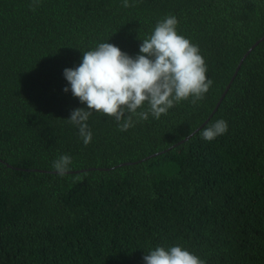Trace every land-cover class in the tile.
<instances>
[{"label": "trees", "instance_id": "16d2710c", "mask_svg": "<svg viewBox=\"0 0 264 264\" xmlns=\"http://www.w3.org/2000/svg\"><path fill=\"white\" fill-rule=\"evenodd\" d=\"M128 2L0 0V264H145L176 245L264 264V0ZM169 15L206 62L204 99L127 131L93 112L85 146L64 70L105 42L135 58ZM221 119L227 133L202 139Z\"/></svg>", "mask_w": 264, "mask_h": 264}, {"label": "clouds", "instance_id": "9594fccd", "mask_svg": "<svg viewBox=\"0 0 264 264\" xmlns=\"http://www.w3.org/2000/svg\"><path fill=\"white\" fill-rule=\"evenodd\" d=\"M122 6L133 5L123 0ZM177 25L173 15L157 22L151 35L142 40L140 54L135 58L105 42L84 52L78 67L64 70L72 95L87 106L86 110L74 109L67 119L78 127L85 146L92 141L87 121L93 112L114 118L119 130L127 131L134 126L133 117L137 122L148 120L150 114L159 119L182 101L191 100L196 105L204 99L213 81L206 76V62L198 46L178 34ZM68 91L66 87L64 92ZM145 104L147 109L138 111ZM227 131L228 124L221 119L205 127L200 135L211 142ZM71 163L70 156L62 155L52 167L64 176ZM143 260L145 264H205L180 245L168 249L156 247Z\"/></svg>", "mask_w": 264, "mask_h": 264}, {"label": "water", "instance_id": "95a60500", "mask_svg": "<svg viewBox=\"0 0 264 264\" xmlns=\"http://www.w3.org/2000/svg\"><path fill=\"white\" fill-rule=\"evenodd\" d=\"M252 49H253V48H252ZM252 49H251V50H252ZM251 50L247 53V55L251 52ZM247 55L244 57V59L247 57ZM244 59H243V60H244ZM243 60L241 61L239 67L237 68V71H236V73H235V75H234V77H233L231 83L233 82L234 78L236 77L237 73L239 72V69H240V66H241L242 63H243ZM231 83H230V85H231ZM230 85L227 87L226 91L224 92L222 98L220 99V102L218 103V106H217V107L215 108V110H214V113L218 110L220 104L222 103L224 97L226 96V94H227V92H228V90H229V88H230Z\"/></svg>", "mask_w": 264, "mask_h": 264}]
</instances>
